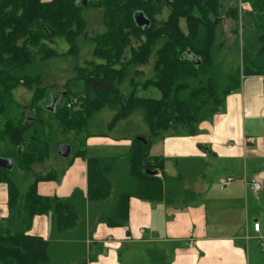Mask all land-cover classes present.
<instances>
[{
  "label": "trees",
  "instance_id": "16d2710c",
  "mask_svg": "<svg viewBox=\"0 0 264 264\" xmlns=\"http://www.w3.org/2000/svg\"><path fill=\"white\" fill-rule=\"evenodd\" d=\"M241 3L252 10H241ZM89 6L103 8L106 27L93 39L96 60L70 80L69 90L55 95L50 110L51 86L44 85L42 74L33 73L32 67L62 54L79 55V39L88 36L82 11ZM164 6L169 13L160 20ZM137 11L151 20L148 29L136 24ZM227 23L232 25L230 34ZM233 33L242 39V59L236 65L219 59L223 51L229 56L225 49ZM59 38L68 42V51L53 46ZM259 55H264V0H89L87 4L83 0H0V141L8 146L4 157L32 171L48 157L54 137L83 132L93 116L106 108L115 111L111 129L136 112L143 114L149 128V135L135 138L124 156L88 157L86 149L76 151L87 157V193L78 188L66 198L40 194L38 182L57 179L55 171L38 175L22 192L9 170L0 169V182L9 188V216L0 221V264H54V240L30 232L35 216L48 215L52 230L62 237L75 231L85 222L89 204L113 197L112 175L123 162L133 182L101 217L106 223L124 225L133 196L168 204L194 201L199 195L194 187L186 184L182 173L169 176L165 159L152 155V146L168 134H199L201 123L221 112L228 96L241 89L244 76L264 74L257 65ZM152 57L149 76L139 69L131 76L134 66L147 65ZM125 81L132 87L128 94L120 88ZM76 84L78 91L72 88ZM20 87L32 93L30 102L17 99ZM151 87L159 90L160 97L137 93ZM196 160L197 170L191 168L195 173L203 164ZM156 253L149 249L150 256ZM159 256L154 261L164 264V255Z\"/></svg>",
  "mask_w": 264,
  "mask_h": 264
},
{
  "label": "crops",
  "instance_id": "0c3cea01",
  "mask_svg": "<svg viewBox=\"0 0 264 264\" xmlns=\"http://www.w3.org/2000/svg\"><path fill=\"white\" fill-rule=\"evenodd\" d=\"M257 64L264 69V62ZM140 115V129L116 139L91 137L88 143L120 144L129 150L135 138L149 135ZM151 154L165 159L169 176L182 173L188 182V174L200 158L199 181L193 180L198 197L189 203L168 204L133 196L128 221L114 226L101 217L126 188L122 183L109 201L89 204L85 222L63 237L54 233L48 215H37L30 232L54 240L52 259L56 255L60 264H74L68 259L72 251H80L82 257L85 249L87 264H147L149 249H153L157 253L152 258L159 260L163 254L164 264H264V74L244 76L241 89L228 96L221 112L201 123L199 134H168L153 144ZM84 159L68 167L73 182L69 195L53 193V180L39 181V193L64 198L78 188L87 193L88 163ZM229 176L234 178L224 187ZM252 179L262 182L260 192L249 185ZM8 200V184L0 182V221L9 216ZM255 222H260V232L254 229Z\"/></svg>",
  "mask_w": 264,
  "mask_h": 264
},
{
  "label": "rangeland",
  "instance_id": "374dc122",
  "mask_svg": "<svg viewBox=\"0 0 264 264\" xmlns=\"http://www.w3.org/2000/svg\"><path fill=\"white\" fill-rule=\"evenodd\" d=\"M84 2L85 0H83V3ZM250 7L251 9H249L248 11L252 10L251 5ZM168 13H169V9L166 6H164L162 8L161 13L158 15L159 19L164 20L167 17ZM82 14L87 22L86 34L88 36L87 38L81 37L79 39V45L81 48L79 55L75 56V55L62 54L61 56L52 57L51 59L45 62H41L39 60L40 62H37L32 67L31 71H33V73L42 74L43 84L46 86H51L50 95L53 98L55 97V95L60 96V94L71 88L70 80L73 79L75 76H77L78 72L82 70L81 69L82 67L87 68L91 66L89 65L90 62H92L95 59L93 55V50H94L93 39L98 34L106 30V27L103 24V20H102L103 18L102 7H95V6L85 7L82 11ZM182 26L185 27L184 21H182ZM225 29L226 32L230 34V31L232 29L231 23H227ZM241 40H242L241 36H238L234 33L229 35V40L227 41L226 49H225V51L229 53V56H227L223 51L219 55V59H225L228 62L230 60L231 64L233 65H236L239 62H241L242 59ZM133 42L136 45L139 44V42L135 38H133ZM53 46L63 53L70 49L68 42L60 38L53 43ZM154 60L155 58L152 57L151 62L149 64L144 66H139V65L134 66L131 72V76H134V71L136 70L138 71V69L143 70V72L147 76H149V74L152 73ZM256 60L257 63L264 62V55H259ZM138 80L143 82L145 78L139 77ZM72 88L78 91L80 89V85L76 84L72 86ZM120 88L123 94H128L132 90L129 81H125ZM137 93L142 96H150L156 98L160 97V92L155 87H151L150 89H148V91L139 89ZM16 97L19 101L26 104L30 102L32 93L29 92L27 89L20 87L16 91ZM69 106H71V103H69ZM140 113L141 112H137L130 118L126 119L125 121H121L123 124L121 128L118 127L119 126L118 124L113 130L110 131L108 124L112 120L115 111L109 108L101 110L93 116L88 128L85 129L83 132L79 134L75 132H70L65 136L60 135L54 137V139H52L50 143L48 157L43 163H37L32 171H25L16 163L14 164L13 168L9 170L10 176L17 183L20 190L22 192H25L29 187V185H31L35 181L38 175L47 174L50 171H55L58 174V178L50 179L53 180L52 185L50 186H54L55 188L52 191L53 193H59L60 195L67 196L69 195L73 187L72 184L73 182H72V178H70L68 167L71 164H75V163L79 164L80 162L85 161L84 156L76 155V151H78L79 149H86L88 157L95 155H101L106 157L127 155L130 149L128 150V148L125 145H120V144L98 145L91 143L89 144L88 141L90 140L91 137H96V136L116 139L119 138L120 135H122L126 131L129 133L133 130L140 129L143 124L142 123L143 121H139V118L141 116ZM2 126H3V120L0 118V128ZM62 143H68L72 146V153L70 154V156L62 157L59 155L58 148ZM7 149H8L7 143L0 141V157H4L5 153L7 152ZM199 169H201V167H199ZM196 170L195 171L193 169L190 170V173L188 174V176L190 177V182L185 180L186 184L192 187H195L193 180L199 181V177L197 176V173H195ZM112 180L114 185L113 196L116 195V193H118L121 190L119 185L123 183V185L125 184L127 187L130 185V182H133L132 177L129 175L128 167L124 162L121 164V167L112 175ZM200 183H201L200 186L202 188L203 186L202 184H204V181L202 180ZM51 226H52V221H51ZM88 258L89 256L86 255V250L84 249V254L82 257L80 256V251L73 250L72 255L68 259L74 262V264H80L81 261L86 260L85 262L87 264ZM56 262L60 264L59 257L55 255L53 258V263L56 264ZM153 262L155 263L154 259L151 256L148 259L147 264H151ZM135 264H139V261H136Z\"/></svg>",
  "mask_w": 264,
  "mask_h": 264
},
{
  "label": "water",
  "instance_id": "95a60500",
  "mask_svg": "<svg viewBox=\"0 0 264 264\" xmlns=\"http://www.w3.org/2000/svg\"><path fill=\"white\" fill-rule=\"evenodd\" d=\"M89 0H85L84 4H87ZM136 24L139 27L148 29L151 25V20L145 15L143 11H137L134 15ZM56 98H54L52 105L49 107L50 110L54 109ZM58 153L62 157H68L72 153V146L68 143H62L58 148ZM15 162L13 158L0 157V169L11 170ZM156 173V172H153Z\"/></svg>",
  "mask_w": 264,
  "mask_h": 264
},
{
  "label": "built area",
  "instance_id": "2783aa9c",
  "mask_svg": "<svg viewBox=\"0 0 264 264\" xmlns=\"http://www.w3.org/2000/svg\"><path fill=\"white\" fill-rule=\"evenodd\" d=\"M240 8H241V10H243V11H248L249 9H251L250 5L247 4V3H241V4H240ZM233 178H234V177H232V176L227 177V178L223 181V185H224V187H228V185L231 183V181L233 180ZM249 185H251L253 191L256 192V193L260 192V191L263 189V184H262V182H261L259 179H252V180L249 182ZM254 229H255L257 232H260V231H261V224H260V222H255V224H254Z\"/></svg>",
  "mask_w": 264,
  "mask_h": 264
}]
</instances>
